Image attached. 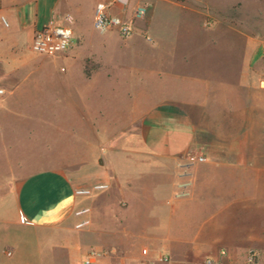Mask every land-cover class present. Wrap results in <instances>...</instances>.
Masks as SVG:
<instances>
[{"label":"crops","instance_id":"0c3cea01","mask_svg":"<svg viewBox=\"0 0 264 264\" xmlns=\"http://www.w3.org/2000/svg\"><path fill=\"white\" fill-rule=\"evenodd\" d=\"M107 1L0 0L9 22L0 27V264H83L92 249L108 253L100 264H162L163 255L202 264L222 251V264H249L250 250L264 264V33L243 37L247 52L236 68L230 47L232 61L213 78L191 71L201 48L187 46L193 37L200 47L220 38L234 44L240 29L220 20L233 35L197 34L207 33L208 0H127L113 14L129 20L136 5L149 8L127 38L95 30V11ZM65 15L74 20L71 48L29 52L36 31ZM157 21L188 25L195 36L179 52L176 35ZM122 85L148 99L126 122L97 103V94ZM131 123L143 130L144 147L134 153L149 166L114 174L94 157L114 126ZM188 153L207 161L192 168L189 195L175 199ZM26 155L42 158H14ZM95 184L109 188L76 195ZM82 208L90 213L77 216ZM83 219L90 225L76 229Z\"/></svg>","mask_w":264,"mask_h":264},{"label":"rangeland","instance_id":"374dc122","mask_svg":"<svg viewBox=\"0 0 264 264\" xmlns=\"http://www.w3.org/2000/svg\"><path fill=\"white\" fill-rule=\"evenodd\" d=\"M161 14L166 15L165 13ZM165 18L168 20L169 17L166 15ZM193 20H195L194 16ZM220 20L234 24L235 27H239L240 39L236 38L234 44L229 43L226 39L220 38L216 46L204 44L202 48L200 47L199 41L193 37L195 36L192 31L193 28L188 25L181 24L176 26L168 23L164 25L160 21L156 23H158L157 26H159L157 29L165 32L166 35H176L179 42V52H183V48L186 47L182 45L183 41H185L183 39L192 36L194 39L187 46V50H192L193 52L199 50L198 48H201V50L200 55H193L191 71H200L204 73L205 76L210 74L213 78H220L223 77V69L232 61L228 57L230 47H234L235 56L233 65L236 68L239 62L238 60L246 56L247 52L246 49H244L243 37L247 34H253L254 32L258 35L264 33V0H208V17L203 20L207 33L200 34L195 28L194 31L196 30V32H198L197 34L202 36L208 35L210 39L233 35L231 29L229 30L228 28L216 26L215 22ZM262 48L264 49V45ZM29 52L33 51L30 49ZM177 68L178 71L181 72H186V70H188L186 67L182 66H178ZM101 95L103 98L98 99L97 94V103L101 102L106 111L111 110L115 115L119 113L122 122L131 119L135 112L142 110L143 104L148 103V99L144 98L142 101L138 99L135 92L130 93L126 85H122V87L115 92H102ZM81 103L83 104L82 100ZM23 111L24 109H18L17 115H23ZM84 126L85 125L80 124V127L83 129ZM112 135L113 138L111 141L103 142L105 148L103 147L100 149V152L94 157V160L100 158L103 165L110 166L112 173L118 175L123 174V170L126 169L135 173L149 166V163L141 162L142 156L140 157L134 153L139 151L141 153L144 147L142 143L143 130L140 129V126L136 123L114 126ZM14 158L29 162L31 159L33 161L36 158L37 160H41L42 156L26 155ZM57 158L58 157H53V159ZM66 158L75 160V158L78 157L77 155H72V157ZM256 264H258V261H256Z\"/></svg>","mask_w":264,"mask_h":264},{"label":"built area","instance_id":"2783aa9c","mask_svg":"<svg viewBox=\"0 0 264 264\" xmlns=\"http://www.w3.org/2000/svg\"><path fill=\"white\" fill-rule=\"evenodd\" d=\"M127 0H108L103 5L99 6L95 11L94 28L99 33H106L111 30H116L118 35L122 38H127L135 32V22L144 21L148 15L149 8L146 5H136L129 20L123 19L119 15L113 14V8L125 10L128 6ZM63 23H49L42 29L36 31L32 43L31 50L40 55H58L68 51L71 48L73 40V17L65 15ZM9 27L8 19L0 16V27ZM150 40V37H146ZM261 86L264 87V79L261 81ZM4 89L0 88V96L4 95ZM207 159L204 155L199 153H188L183 156L177 171V183L174 193L175 199L185 198L189 195L192 184V168L196 165L206 163ZM107 184H95L90 187L79 188L75 191L78 196H91L95 193L102 192L108 189ZM90 213L89 208H82L76 212L77 216H85ZM90 219H83L76 224V229H83L89 226ZM108 255L103 251L96 249L90 250L83 264H100V259ZM226 255L225 251L220 252L219 258L206 259L202 264H222V257ZM258 253L256 250H250L247 255V262L249 264H256ZM162 264H172L167 255L160 257Z\"/></svg>","mask_w":264,"mask_h":264}]
</instances>
